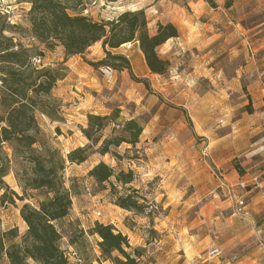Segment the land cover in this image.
Instances as JSON below:
<instances>
[{"label": "crops", "instance_id": "obj_1", "mask_svg": "<svg viewBox=\"0 0 264 264\" xmlns=\"http://www.w3.org/2000/svg\"><path fill=\"white\" fill-rule=\"evenodd\" d=\"M162 5L157 0L145 13L157 23H173L178 31L157 49L169 62L164 74L150 71L136 40L110 50L124 55L130 70L113 68L109 81L84 60L92 54V45L83 55L66 58L60 45L44 53L42 64L64 61L67 68L52 89L62 102L61 124L70 129L78 124L76 132L61 134L65 141L76 140L65 154L89 142L81 132L87 113L108 114L118 107L124 119L141 122L139 140L121 143L116 148L120 159L100 154L94 146L80 164L90 162L89 170L103 161L135 174L143 165L144 176L124 186L138 189L159 211L138 214L112 200L100 205L95 220L114 225L131 245L143 247L140 264H264V241L257 236L258 230L264 234V152L249 149L262 138L264 0H233L227 9L197 0L191 11ZM150 23L147 20L148 29ZM203 84L207 87L201 93H190ZM248 104L251 111L245 110ZM112 127L101 131L100 141ZM80 164L67 163L65 169ZM243 196L245 215L236 212ZM99 197L96 192L79 198L78 206L88 207V199ZM72 201L69 215L76 219L79 213ZM214 245L221 253L206 257Z\"/></svg>", "mask_w": 264, "mask_h": 264}, {"label": "trees", "instance_id": "obj_2", "mask_svg": "<svg viewBox=\"0 0 264 264\" xmlns=\"http://www.w3.org/2000/svg\"><path fill=\"white\" fill-rule=\"evenodd\" d=\"M27 1L31 4V38L47 50L60 45L66 58L83 55L89 46L101 41L105 58L86 62L94 67L111 64L114 69L130 70L129 60L110 50L136 40L150 71L158 74L167 71L169 62L159 57L157 49L178 35L173 23L158 22L155 33L151 34L143 9L125 10L113 19L95 21L81 14H69L68 7L61 0ZM14 26L16 23L9 25V29ZM4 30L5 27H0V106L3 107L0 113V205L14 204L16 199L25 200L27 190H38L43 198L21 205L19 214L25 224L21 235L16 227L0 228V255L4 254L8 264H71L61 246L63 233L59 225L72 207L73 193L64 181L66 163L84 162L94 151V146H97L95 151L98 153H110L120 159L116 148L123 142L134 145L143 127L135 118H122L118 107L112 108L108 114L87 113L86 126L81 128V132L89 142L63 156L58 148L43 138L35 112L44 114L51 122L63 121L59 105L48 97L57 80L66 74L64 61L57 62V66L34 65L32 58L40 56H33L29 48L14 41V36L3 34ZM245 110L251 111L250 104L245 106ZM110 124H113L111 133L100 141L101 131ZM4 145L11 150L12 157ZM14 161L20 164L14 176L21 194L4 181ZM236 167L240 170L239 166ZM88 175L98 185L109 184L115 205L146 214L148 202L138 189L129 186L120 193L115 185L116 182L125 187L131 183L136 178L133 170H115L99 161L88 170ZM70 227L68 244L71 246H84L87 235L98 237V254L77 257L76 264H93L94 261L101 264L105 260L112 264H140L145 249L131 245L128 236L114 225L96 220L87 230L75 222L70 223Z\"/></svg>", "mask_w": 264, "mask_h": 264}, {"label": "rangeland", "instance_id": "obj_3", "mask_svg": "<svg viewBox=\"0 0 264 264\" xmlns=\"http://www.w3.org/2000/svg\"><path fill=\"white\" fill-rule=\"evenodd\" d=\"M61 1L68 7L67 11L69 14H72V15L81 14L95 21H105V20H110V19L115 18L119 13L125 10L143 9L145 13V9H147L150 5L155 3L157 0H61ZM77 1H80V2L77 3ZM159 1H161L160 8H163L162 4H167L168 7L176 6L178 8L180 7L184 10L188 9V11H191L190 8L193 6V2L197 0H159ZM204 1L209 6H212V7L220 6L221 8H225V9H227L226 7L228 6V2H230V5L231 3H233V0H220V2H218V0H216V2L215 0H212V1L204 0ZM30 8H31V4L27 0H0V27L1 28L5 27L3 34L7 36H10V35L14 36L13 37L14 41L16 42L19 41L24 46L29 48V52L33 56L39 55L40 57H43L44 53L47 52L48 50L42 44H40L37 40L31 38V25L29 22V9ZM230 12L233 13L232 10ZM262 14L263 13H259L258 16H261ZM145 15H146V19L148 16L147 20L151 22L150 23L151 27L148 30L152 31L156 29L157 22L155 18H149L148 13H145ZM15 23H16V26H14L13 28L11 27V30H10L9 25L15 24ZM121 46H123L122 48H125L124 44H122ZM88 53H92V54L88 57H84V60H90L92 58L98 61V60L105 58V53L101 47V41H97L94 44H92V47L91 49L88 50ZM109 65L113 68L111 64ZM53 66H57L56 63ZM206 87L207 86L203 84L198 90H195L190 93H194V94L201 93V91L205 89ZM161 93H164V92H161ZM168 93L169 95L167 97H171L172 92L169 91ZM165 97H166V93H165ZM48 99L58 104L59 109L61 110V105H62L61 99L53 95V91L50 92ZM2 112H3V107L0 106V113ZM39 113L40 112L36 111L35 117L41 129L43 138L47 141L48 144L58 148L60 152L63 154V156H65L66 155L65 151L69 149L73 141L75 142L76 140L71 139L70 141H65L64 138L61 136V134L65 135L66 133H68L70 135L71 133L76 132L78 128V124H75L77 126H74L73 127L74 129H70V128H67L65 125L61 124L62 121L49 122V121L43 120L42 117L39 115ZM63 120H65V117H63ZM261 131H262V127H261ZM262 135H263V131H262ZM261 143L262 141H259L257 144H254L251 147H249V149L250 150L255 149ZM4 149L9 154V156L12 157L11 150L5 145H4ZM261 152H264V150H262ZM89 164L90 162H86L78 166L73 165L72 167H68L64 169L65 185L72 190L73 198L76 204L75 209H77L79 213L76 219H74V217L69 215L65 217L63 220H61V222L59 223L61 231L63 233V237L61 239V246L65 250L66 254L68 255V258L71 264H76V261L78 259L77 257L83 258L85 257L86 254L89 257L91 256L93 257L94 254L97 255L96 253L97 247H96V237L94 235H87L85 237V241H86L84 245L85 248L83 245L78 246V247L69 245L68 244V234H70V230L72 229L70 227V223L72 222L78 223L80 227H82L84 230H87L88 227L92 226L91 223L96 221L95 218L97 219L100 217L96 215V212L98 211V208H100V205H105L108 201L114 200V195L112 194L113 192L108 183H105V185H98L95 183V181H92L89 178V175H88V165ZM19 167H20L19 162L14 161L13 163H11V170L4 177V181L8 184L10 188L15 190L19 194H21V188L19 187V184L17 183V180L14 176L15 170H17ZM140 167L143 170L141 169L136 172L135 174L136 179H140L142 176H144L143 173L145 172V167L143 165H141ZM115 185H116L117 190L120 193H124L126 191L125 188L127 187H122L120 184L116 182H115ZM86 186H89L90 193L86 191ZM96 192L100 193L99 199H95L96 202L95 201L92 202L90 201V199H88V207H86L85 204L78 206L79 198L81 200L85 197L90 198L93 195V193H96ZM26 194H27V198L25 200L21 201L19 199H16L14 204L5 203L4 205H0V228L1 230H7L12 227H16L18 229L19 235H21L24 232L25 224L22 221L20 214H19V209L21 205L23 204V202L35 203L36 200H40L43 198L42 192L38 190H27ZM242 198L244 202H245V199H247L245 196H243ZM156 211H159V208ZM130 222H131L130 220H126V219L123 220V223H125L128 226L129 225L131 226ZM81 223H83L85 228L81 225ZM150 236L157 237L155 233H149V237ZM257 236L260 238L259 239L260 241L262 242L264 241V237H263L264 234L262 232L257 234ZM15 240H18V238ZM0 264H8L7 259L4 256V254L0 255ZM93 264H95V262H93Z\"/></svg>", "mask_w": 264, "mask_h": 264}, {"label": "built area", "instance_id": "obj_4", "mask_svg": "<svg viewBox=\"0 0 264 264\" xmlns=\"http://www.w3.org/2000/svg\"><path fill=\"white\" fill-rule=\"evenodd\" d=\"M32 63L34 65H40V64H42V59L40 57H33L32 58ZM99 70H100L101 75L105 78V80L109 81L112 78V76H113V68L109 64L101 65L99 67ZM261 127H262V131H263V135H262V138H261L260 141H262V143L258 147L255 148V150H257L258 152H261L262 150H264V110L261 113ZM86 191L88 193H90L89 186H86ZM157 209H158L157 204L153 200H150L147 203V207H146L145 213L146 214H152ZM236 212L238 214L245 215V213H246V211H245V202H244L243 199H239L237 201ZM96 215L100 216V212L97 211ZM260 232H261V230H258V233H260ZM220 253H221V249L219 248V246L214 245L207 251L206 257L211 258V257H213L215 255L220 254ZM235 258H236V256L233 257V259H235Z\"/></svg>", "mask_w": 264, "mask_h": 264}]
</instances>
